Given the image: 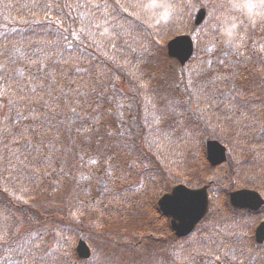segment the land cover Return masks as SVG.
I'll list each match as a JSON object with an SVG mask.
<instances>
[{
	"label": "trees",
	"instance_id": "1",
	"mask_svg": "<svg viewBox=\"0 0 264 264\" xmlns=\"http://www.w3.org/2000/svg\"><path fill=\"white\" fill-rule=\"evenodd\" d=\"M144 2L0 0V162L12 167L11 181L0 183V242L15 245L14 256L22 255L26 264H77L74 246L84 228L35 201L58 180L76 179L70 164L82 148L87 174L99 181L82 212L101 223L144 210L152 227L144 232L148 247L158 254L166 244L163 264H225L230 256L236 264H250L261 247L237 243L252 240L264 207L257 212L231 208L227 193L240 187L264 193V137L253 138L264 124L251 115L246 120L244 104L234 110L233 97L217 106L210 88L186 72L196 61L213 69L222 53L231 58L245 50L264 64V17L250 18L232 8V0H160L171 17L155 24L162 9L149 13ZM200 7L207 14L196 28L194 13ZM225 20L236 26L229 43L221 31ZM185 33L195 38L194 57L180 70L179 83L189 90L172 96L174 109L167 115L157 106L152 82L167 59L166 42ZM229 74L226 66L221 78ZM114 106L123 114L118 126L111 124ZM222 125L234 136L224 171L206 163L204 150L205 140L222 139L217 132ZM90 140L94 146L86 144ZM102 144L108 167L105 161L98 167L89 162ZM118 156L125 160L114 163ZM178 183L210 184L209 211L185 239L171 235L155 205ZM12 219L27 229L16 233ZM7 230L13 235L6 237ZM140 241L135 235L133 244L119 242L129 245L132 264L138 263L134 251L141 250ZM101 259L91 264H126L108 255Z\"/></svg>",
	"mask_w": 264,
	"mask_h": 264
},
{
	"label": "rangeland",
	"instance_id": "2",
	"mask_svg": "<svg viewBox=\"0 0 264 264\" xmlns=\"http://www.w3.org/2000/svg\"><path fill=\"white\" fill-rule=\"evenodd\" d=\"M246 52L249 51H240L239 56H234L231 58H229L228 55L221 54V59L219 60L217 67L215 65L213 69L209 67V64L203 67L199 62L196 61L195 64L191 66V68L187 69L188 71L186 73L195 80L199 81L201 85L204 84V86L211 88L213 98L218 99L217 101L215 99L217 106L224 101L222 100L223 97H230L235 92L240 93V90H248L250 83L252 86H255V96L259 95V100L264 103V66H261L262 64H260L256 58L252 56V54L249 56ZM226 66H230L232 75L229 74L227 76L232 77V79L226 78L225 81L221 79V73ZM157 70H159V74L152 82V85L156 89L154 99L157 102V106L159 107L160 111L163 114L168 115L174 109L175 102H173L172 96H174V87L177 85L175 83L181 81L182 73L179 69H177L176 62L170 59H166V61ZM163 74L164 78L162 77ZM178 89L181 90V88ZM225 90L227 91L228 95L223 94V97L219 98L220 94H222ZM243 103L246 107V110L244 111L246 120L250 118V115L255 118L259 111V105L254 103L252 100L248 102L243 100ZM262 107H264L263 104ZM114 108L117 110L115 109V112L111 113V116L113 117L111 124L114 123L118 126V119L119 117H122L123 114L118 112L119 107L114 106ZM102 118L103 116H101L100 120ZM124 120L126 121V119ZM105 121L107 123L109 122L108 117L105 118ZM222 127L223 125L219 130H217L218 134L233 147L232 144L234 143V136L232 132L229 130H223ZM169 128V126L168 128L165 126L163 127L164 130H169ZM99 131L100 130H96L95 132L99 133ZM102 133H104V131L101 132V134ZM262 136L263 135H260V138H262ZM86 144L94 146L95 143L92 144V141L90 140L87 141ZM94 148H96L95 151L97 156H90L89 162H91L93 165L94 163H97L96 167H98L102 161L104 162L106 160L101 153V150L105 148V145L102 144L100 146H95ZM81 150L82 151H78V156L75 157L74 161H72L70 164L76 179L70 181H68V179L66 180V178L58 180L60 183L58 185L53 184L51 186V191L45 192V194L41 195L35 201L36 205H42L46 208H53L50 211L57 214H61L63 212L65 214H62L65 215L68 220H73L74 223L77 224L76 227H83L84 231L81 233V235L86 238L87 244L91 248L93 257L92 259L94 260L98 257L97 263L103 262L101 259L103 255H108L109 257L118 259L126 264H132V253L130 252L131 250L129 249V245H119V242H122L123 240L125 243H132L134 236L139 235L138 233L140 230L143 231L146 229L145 226L148 225V220H150V218L146 219L148 216L146 212L143 213L144 210H136V213L124 214L122 217V219L126 217L125 220L123 219L124 221L118 220L117 222L108 223L106 220H103L102 222L104 223L102 224L88 221L86 219L87 214L85 215L82 212L84 209H86L87 202H85V200L90 197L88 199V203L91 202V188L94 184L99 186V181L91 176L90 173L87 174L88 169L80 160L81 156L84 158L86 157V150L85 148H82ZM2 151L3 149L1 150V154ZM118 159L120 161L125 160L122 156H118V158L115 157L114 163H116ZM106 161L105 165L108 167L109 165L106 163ZM11 169L12 167L10 163L4 164V160L0 162V183L11 181V179L7 177V174H9ZM174 178L176 179L175 181H180L181 179V177L177 176ZM40 215L48 218L60 217V215L46 216L44 212H42ZM48 218L46 220L50 222ZM15 222L16 224H14ZM15 222L12 219L11 228L14 227L16 233L24 232L27 229L28 225H26L25 222H20V220L17 219H15ZM10 234L11 232L7 230L6 237H9ZM105 235L107 237H104ZM139 243L140 245L142 244L141 250H139V252H137V250L134 251V254L137 255L136 261H138V263L142 260H145V262H148L149 264H161L165 262L166 249L164 247L159 250L158 254H155V252L152 250L153 248L148 247L149 243L146 240H142ZM135 246H139V244H136ZM2 253L3 252L0 250V257L2 256L3 258L8 259L7 255H2ZM257 254L259 256H264V248H262V250H260ZM231 257L232 256L227 258V260L225 259V264H236L234 259ZM254 261L255 258H253L252 262L254 263ZM6 264H26V260L21 255H19L18 257H14L9 261L7 260Z\"/></svg>",
	"mask_w": 264,
	"mask_h": 264
},
{
	"label": "water",
	"instance_id": "3",
	"mask_svg": "<svg viewBox=\"0 0 264 264\" xmlns=\"http://www.w3.org/2000/svg\"><path fill=\"white\" fill-rule=\"evenodd\" d=\"M205 16V9H200L195 17V24L199 25ZM167 54L184 65L192 55L193 45L189 36H178L167 43ZM206 158L216 166L226 160L225 148L217 141L206 143ZM229 201L233 207L257 210L264 204L260 195L251 190H239L229 194ZM160 212L170 219V227L177 237L188 235L196 224L205 216L208 210L207 187L189 189L183 185L174 187L170 193L163 195L158 201ZM258 243L264 240V222L255 231ZM77 254L82 259L89 258V249L83 241L77 245Z\"/></svg>",
	"mask_w": 264,
	"mask_h": 264
},
{
	"label": "clouds",
	"instance_id": "4",
	"mask_svg": "<svg viewBox=\"0 0 264 264\" xmlns=\"http://www.w3.org/2000/svg\"><path fill=\"white\" fill-rule=\"evenodd\" d=\"M231 7L244 11L250 18L255 19L256 17H264V4H255L250 0H232ZM160 8L162 11L159 15L154 16L153 23L159 24L167 22L171 17V9L166 7L160 0H145L143 4V10L152 13L154 9ZM262 9L261 11H256ZM235 24L229 23L227 20L224 21V26L221 29L222 34L225 38V43H229L235 35Z\"/></svg>",
	"mask_w": 264,
	"mask_h": 264
}]
</instances>
